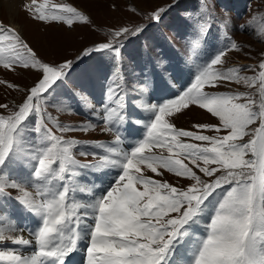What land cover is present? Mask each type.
<instances>
[{"label":"snow or ice","instance_id":"obj_1","mask_svg":"<svg viewBox=\"0 0 264 264\" xmlns=\"http://www.w3.org/2000/svg\"><path fill=\"white\" fill-rule=\"evenodd\" d=\"M171 7L153 10L151 25L121 26L82 53L105 52L114 63L102 103L76 93L102 131L114 133L111 145H85L53 131L97 127L91 120L65 126L48 111L65 107L59 90L71 79L73 61L43 60L21 32L0 23V68L37 77L21 89L19 103L0 104L7 110L0 112V264H74L78 250L81 264H264V55L256 65L227 66L229 52L243 51L227 17L224 47L210 51L207 17L215 18L214 5L204 0L184 37L179 71L189 80L167 98L143 102L153 76L169 87V80L179 82L176 69L168 57L149 56L143 77L129 81L121 70L124 40L161 25ZM24 10L36 22L70 30L92 24L72 3L31 0ZM259 35L264 42V30ZM234 84L248 91L219 90ZM194 108L217 122L178 127L176 120ZM77 148L98 159L80 163ZM93 169L108 170L106 187L82 182ZM16 212L36 226L20 227Z\"/></svg>","mask_w":264,"mask_h":264},{"label":"rangeland","instance_id":"obj_2","mask_svg":"<svg viewBox=\"0 0 264 264\" xmlns=\"http://www.w3.org/2000/svg\"><path fill=\"white\" fill-rule=\"evenodd\" d=\"M49 0L50 4L72 3L74 6H81L88 11L85 13L92 21L91 25H77L73 29L67 26L34 21L28 12L24 11L21 19L17 17V22L25 27L22 35L30 45L38 52V55L47 62L59 63L65 60L73 61V70L71 79L68 80L66 87L59 90L60 96L65 107H49L48 111L52 113L65 126H75L86 123L91 120L97 123L95 130L88 132L73 131L61 134L55 128L57 135H64L66 139H77L85 145H94L103 142V138H110V133L102 131L103 124L94 121L92 111L90 117L84 118L80 115L83 112L82 105H78L75 98H71V91L81 93L87 97V100L93 104L91 85L89 82L96 81L101 85L102 77L107 84L114 70V63L109 54L98 52L87 57L82 56L84 50L98 45L100 42H106L110 37L109 33L121 26L130 28L145 27L153 22L148 18L150 13L158 7L172 6L166 14L164 22L158 27H149L139 36L130 37L124 40L122 48L123 65L121 70L129 81L141 79L143 70L148 64L149 56H165L170 58V63L176 72L184 68L185 59V34L191 31L189 24L193 21L189 16L195 17L203 12L202 4L204 0ZM210 5H214V16L207 17L210 24L207 32L208 47L210 51L218 50L224 47L225 40L222 32L223 20L230 18L228 32L232 39L242 46V52L231 51L228 53L227 66H238L258 64L262 55H264V42L260 37L261 30H264V0H206ZM80 8V7H79ZM136 9V11H132ZM11 13L4 6L0 5V23L8 27L11 25ZM13 17L15 15L13 14ZM241 25L245 29H241ZM206 27H208L206 25ZM79 58V59H78ZM151 66L149 65V68ZM2 72L0 80H6L8 83L15 84L18 87L13 89L5 84H0V104L7 103L12 107L13 102L19 103L24 97L21 89L30 88L36 80L35 72ZM186 82L189 77L185 72ZM242 75H252V72H242ZM13 75V76H12ZM11 76V77H9ZM9 77V78H8ZM14 77V78H13ZM95 77V78H94ZM156 77L153 76V84ZM174 88V93L182 85L176 81H169ZM101 87V86H100ZM220 91L235 90L248 91L241 85H232L231 89L221 88ZM104 89L99 93L103 96ZM78 98L81 99L79 95ZM147 93L143 102H148ZM82 101V100H81ZM70 107L71 111H68ZM80 107L79 112L77 111ZM0 112L6 114V109H0ZM191 112H193L191 114ZM201 116V119L197 118ZM211 122L216 123L215 118L203 110L194 108L186 112L176 120L178 127L190 129L194 123ZM212 134V133H209ZM94 150L99 148L92 147ZM88 151L89 148L87 149ZM77 158H84L91 161L92 155H81L79 148L75 151ZM170 182H176V178L170 174L166 177ZM179 183L183 184V181ZM15 194V192H13ZM1 211V210H0Z\"/></svg>","mask_w":264,"mask_h":264},{"label":"bare ground","instance_id":"obj_3","mask_svg":"<svg viewBox=\"0 0 264 264\" xmlns=\"http://www.w3.org/2000/svg\"><path fill=\"white\" fill-rule=\"evenodd\" d=\"M98 1H101V0H96L95 3H98ZM30 2H31V0H0V5L4 6L7 10H9V12L12 15L10 27L15 28L19 32H23L25 27L20 23V21L17 22V17L21 19V16H22V14H24V11H25L24 10V5L27 4V3H30ZM78 7H80V9L82 11H84L85 13H88V11L86 10L88 8H84V7H81V6H78ZM13 14L15 15L16 18L13 17ZM0 70H2V72H5L6 74H8L6 70H4L2 68H0ZM2 72L0 73V77H2ZM8 75H11V74H8ZM9 77H11V76H9ZM158 94L160 95L159 91H158ZM192 113L193 112H191V114ZM197 118L201 119V116H197ZM108 179H110V177Z\"/></svg>","mask_w":264,"mask_h":264}]
</instances>
